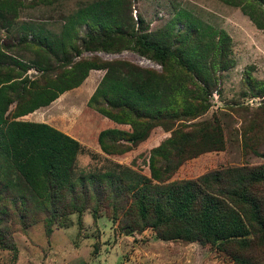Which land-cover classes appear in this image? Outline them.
Masks as SVG:
<instances>
[{
    "label": "trees",
    "instance_id": "1",
    "mask_svg": "<svg viewBox=\"0 0 264 264\" xmlns=\"http://www.w3.org/2000/svg\"><path fill=\"white\" fill-rule=\"evenodd\" d=\"M131 1L93 0L78 6L54 43L22 40L17 48L31 52L30 59L0 40V248L16 250L15 227L25 231L42 221L49 234L71 213L89 208L97 218L104 208L126 234L147 227L163 240L212 244L232 264H264V163L172 178L186 160L225 148L220 120L215 115L196 119L208 111L219 73L235 65L231 35L184 8H177L163 28L150 31L141 15L132 16ZM221 1L239 7L264 29V0ZM21 5V0H0V32L10 28ZM81 25L86 30L77 39ZM124 49L150 58L161 70L81 55ZM51 55L62 57L56 66ZM31 69L40 74L30 77ZM92 69L104 73L87 104L115 125L129 127L100 130L102 152L125 153L156 126L170 131L149 151V175L115 161L81 172L76 162L83 146L77 138L48 122L23 119L76 88ZM242 81L244 95L263 97L258 109L264 127V80L249 67ZM242 141L243 148L256 150L257 140L248 131Z\"/></svg>",
    "mask_w": 264,
    "mask_h": 264
},
{
    "label": "rangeland",
    "instance_id": "2",
    "mask_svg": "<svg viewBox=\"0 0 264 264\" xmlns=\"http://www.w3.org/2000/svg\"><path fill=\"white\" fill-rule=\"evenodd\" d=\"M21 1L18 15L9 29L1 30L0 40L13 43L11 51L24 59H30L33 56L31 52L17 48L23 45V39L35 41L44 38L54 43L62 33L67 17L78 6L93 0ZM131 2L132 16L137 18L141 15L150 31L163 28L177 8H184L192 16L211 23L217 29H224L231 35V57L235 65L219 73L217 89H213L211 94V105L207 112L196 119H209L215 115L225 134V148L221 151L210 150L186 160L172 178H196L213 168L264 163L263 117L258 109L263 97L244 95L243 90L246 87L242 81L244 71L249 67L255 78L264 80V29L257 28L248 14L239 7L221 0ZM179 25L180 22H177V26ZM85 30L84 25H81L76 38L85 33ZM81 55L97 56L102 60L124 59L156 71L162 68L150 58L130 49L110 53L82 51ZM51 56L53 65L56 66L62 57ZM39 74L35 69L28 71L32 78ZM100 74V71L96 75L92 72L90 78L82 81L76 88L62 93L57 100L43 107L40 118L81 142L83 151L77 155L76 162L77 169L81 172L104 169L115 161L149 175V151L169 136L170 131L156 126L149 136L125 153L109 155L102 152L97 143V135L100 130L115 123L87 104L100 81ZM243 104L247 106L236 107ZM27 118L30 117H23ZM115 126L129 129L127 125ZM244 131H248L252 140H257V144H254L255 151L242 147ZM51 232L47 233L42 221L31 225L25 231L15 227L13 238L16 250L0 248V264H232L231 257L212 244L184 242L180 239L163 240L157 237L156 231L147 227L143 232L126 234L120 229L118 220L110 217L104 208L100 210L97 218H93L89 208L81 214L71 213L54 224Z\"/></svg>",
    "mask_w": 264,
    "mask_h": 264
},
{
    "label": "crops",
    "instance_id": "3",
    "mask_svg": "<svg viewBox=\"0 0 264 264\" xmlns=\"http://www.w3.org/2000/svg\"><path fill=\"white\" fill-rule=\"evenodd\" d=\"M99 71L101 72V77H102V75H103V73H104V70H95V69H92V70H90L89 72H90V74L92 73V72H94L95 73V75H96V73H99ZM90 74L84 79V80H86V79H88V78H90L89 76H90ZM94 75V76H95ZM98 75V74H97ZM95 78V77H94ZM51 104V103H50ZM50 104H47V105H50ZM47 105H43V107H45V106H47ZM43 107H40V108H38V109H36V110H34L33 112H31V113H29L28 115H27V117H30V118H27L28 120H30V121H37V122H43V121H45V122H48V121H46L45 119H42V118H40V115H41V112H42V109H43ZM112 121V120H111ZM113 122V121H112ZM49 123V122H48ZM114 123V122H113ZM51 125V124H50Z\"/></svg>",
    "mask_w": 264,
    "mask_h": 264
}]
</instances>
